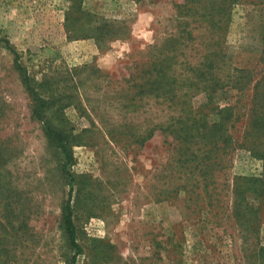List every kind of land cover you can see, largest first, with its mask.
<instances>
[{
  "label": "rangeland",
  "instance_id": "1",
  "mask_svg": "<svg viewBox=\"0 0 264 264\" xmlns=\"http://www.w3.org/2000/svg\"><path fill=\"white\" fill-rule=\"evenodd\" d=\"M184 1L0 0V264H264V137L236 119L250 91L222 138L174 133L185 110L234 105L233 69L264 75V5L211 27Z\"/></svg>",
  "mask_w": 264,
  "mask_h": 264
},
{
  "label": "trees",
  "instance_id": "2",
  "mask_svg": "<svg viewBox=\"0 0 264 264\" xmlns=\"http://www.w3.org/2000/svg\"><path fill=\"white\" fill-rule=\"evenodd\" d=\"M226 4H247V5H264V0H185L184 4L181 6V10L184 12L186 18H190L193 23L198 22L195 18L200 21H204L209 18L211 27L216 26V20L226 21L227 15L224 8ZM205 5V6H203ZM194 18V19H193ZM187 36L192 37L190 33ZM188 37V38H190ZM192 40V38H191ZM14 53L13 51H11ZM214 54V53H213ZM213 54H208L205 60L208 66L213 69L214 59ZM199 72V69H196ZM201 73H198V77L194 76V80H198L200 83H205L206 80L211 82V91L216 92L221 88L222 83L219 80L210 79L205 73L206 71L200 69ZM23 72V71H22ZM23 83L25 89L34 97H36V92L31 86L28 78L23 72ZM156 80L154 84L161 83L165 79V74L163 76L155 75ZM252 72L245 69H233L228 77L227 88L234 89L238 94V98L235 100L234 105L228 108H220L213 106H206L202 111L188 110L181 114L178 121V131L174 132L176 134L175 138L182 143L191 142L197 139H202L209 137L210 139L222 138L226 132V126L232 122L233 112L237 110L238 104L241 102V96L246 92L250 91L249 102L246 106L242 105V114L236 117L237 120L240 117L247 118L246 127L249 128L248 137L249 138H263L264 137V75L259 79L253 80ZM221 90V89H220ZM45 102L39 104L40 108L44 106ZM214 112L216 118L215 121L209 122V113ZM39 116V115H38ZM48 136L54 141L58 149L61 150L64 156H67V146L64 144V137L57 132H54L48 128ZM247 136V133H245ZM63 224L65 229V235L70 247L74 250V255L72 257V262L81 253L80 248L76 244L75 239V226L72 221V207L70 196H68L67 201L63 207Z\"/></svg>",
  "mask_w": 264,
  "mask_h": 264
}]
</instances>
